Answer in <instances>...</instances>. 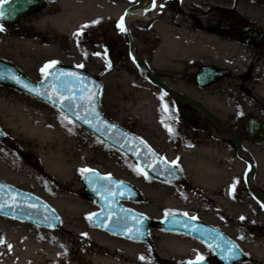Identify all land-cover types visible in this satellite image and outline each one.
I'll return each instance as SVG.
<instances>
[{
    "label": "rangeland",
    "instance_id": "obj_1",
    "mask_svg": "<svg viewBox=\"0 0 264 264\" xmlns=\"http://www.w3.org/2000/svg\"><path fill=\"white\" fill-rule=\"evenodd\" d=\"M44 1L42 10L17 23L0 22V60L16 66L35 82L44 78L41 69L52 61L97 76L103 85L100 106L105 115L178 165L184 179L179 184H166L149 177L130 157L98 140L57 109L0 86V127L5 132L0 143V180L40 197L62 219V227L50 231L0 216V238H24L21 251L52 240L38 231L66 240L70 250L86 262L67 264H94L90 256L99 255L124 260L123 252L131 264H184L198 259L191 256L192 252H203V259L217 264L212 250L200 241L156 228L157 220L175 212L222 229L247 253L249 261L241 264H264V203L254 195L264 201V146L249 143L244 134L250 117L264 123V55L259 58L261 49L241 47L234 39L210 33L218 27L230 31L237 15L264 27V0H155L153 9L127 19L133 34L137 27L151 28V23L168 25L174 14L166 6L195 12L203 31L196 37L198 42H191L189 35L187 53L198 51L203 55L200 63H215L231 72L207 90L218 96L212 102L227 136L206 124L194 126L197 131L185 127L169 132L164 112L158 111L156 116L153 112L145 88L147 73L136 58L141 49L135 36L132 44L125 38L119 46L123 54L113 52L106 66L103 30L113 32L119 15L136 0ZM188 22V29L195 27L193 19ZM78 32L80 35H75ZM141 54L147 59L146 52ZM234 138L239 139L244 159L255 166L248 184L244 180L246 162L239 159ZM78 145L83 147L80 153L75 152ZM43 162L57 170L56 176L45 170ZM17 165L27 167L30 173L20 172ZM81 169L110 174L140 190L141 198L125 205L152 220L148 242L118 238L91 226L89 217L98 207L85 197ZM69 198L79 204H71ZM198 208L202 211L195 210ZM166 243H179L191 251L175 255L163 249ZM16 258L13 248L0 247V264Z\"/></svg>",
    "mask_w": 264,
    "mask_h": 264
},
{
    "label": "water",
    "instance_id": "obj_2",
    "mask_svg": "<svg viewBox=\"0 0 264 264\" xmlns=\"http://www.w3.org/2000/svg\"><path fill=\"white\" fill-rule=\"evenodd\" d=\"M140 1L130 6L127 13L138 9ZM41 2L42 0H3L0 3V12L3 13V16H0V22L13 24L30 16L40 7ZM151 2L153 4V0ZM237 22L241 23L240 18ZM243 31L247 46L260 45L264 35L262 29L252 25L244 28ZM237 32L234 36H237ZM48 71L51 75L47 79L44 77L42 81L35 82L14 65L0 61V86L16 89L54 107L100 141L131 157L150 177L167 184L182 182V174L176 167L160 157L141 138L120 127L103 114L100 107L102 83L98 77L82 69L67 66L55 65ZM225 75L226 72L223 70L203 66L198 73L197 81L200 85L207 86ZM28 88H32L33 91L30 92ZM36 91L41 94L37 95ZM222 133L224 134L223 131ZM245 133L248 141L260 146L264 145V123L254 118L248 120ZM4 137L5 132L0 127V142ZM235 141L238 157L244 159L240 152L238 139L235 138ZM254 169L253 163L247 160L244 175L247 184ZM90 170V173L82 176L81 181L86 198L98 207V210L91 216V225L126 240L148 242L151 238V220L146 215L124 205L125 202L138 201L140 191L124 180L109 174H102L94 169ZM0 206H2L0 216L50 231H57L62 227L60 215L47 202L1 180ZM170 214L156 222L158 230L199 240L213 251L218 264H237L243 261L245 254L242 248L220 228L193 219L189 215ZM229 245L235 247H229ZM185 264L210 263L204 259H191Z\"/></svg>",
    "mask_w": 264,
    "mask_h": 264
},
{
    "label": "flooded vegetation",
    "instance_id": "obj_3",
    "mask_svg": "<svg viewBox=\"0 0 264 264\" xmlns=\"http://www.w3.org/2000/svg\"><path fill=\"white\" fill-rule=\"evenodd\" d=\"M44 6L45 1L42 0L41 6L35 12L42 10ZM166 9H169L174 14L172 16L173 19L171 17L168 25L151 23V28H148L149 30L144 27H137L134 29L133 34L128 30L127 25L124 24V31H121L118 27L113 32L104 29L103 51L106 61H108L115 51L118 55H122L123 51L119 49V46L123 44L125 38L132 44L133 37L135 36L138 43H140L141 49L140 56H136V58L138 64L147 73L145 79L147 80L148 87L145 86V88L149 90L155 116L158 111H163L166 126L168 130L171 128L172 133L184 130L185 127L197 131L199 129H194V126L205 124L222 132L220 128V115L215 111L214 103L212 102V99L218 96L207 92V90L218 85L223 79L228 78L231 75L230 69L216 65L215 63H200V57L203 55L198 51L187 53L189 35L191 36V42H198L196 37L199 35V31H203L202 26L197 22L194 11H188L187 8L182 6H166ZM185 12H189L190 14L184 15ZM238 17V15L235 17V26L230 31L218 27L210 30V33L220 37L227 35L226 39H234L240 43L241 47H248L244 41L245 33L243 29L252 25H258V23L246 21L244 18H241V23H238ZM189 18L193 19L192 24L195 23V27L190 29H188L190 27L188 24ZM258 26L264 29L262 25ZM150 30H154V32H150ZM236 31H238L237 36H234ZM248 48L251 50L261 49V53L257 57L262 58L264 55V35L259 46ZM142 52H146L147 59L143 58ZM203 66L224 70L226 76L212 81L207 86H202L198 83L197 76ZM161 96H163V100H161ZM164 105H167V108ZM245 125L244 134L246 138ZM248 142L254 144L250 141Z\"/></svg>",
    "mask_w": 264,
    "mask_h": 264
},
{
    "label": "bare ground",
    "instance_id": "obj_4",
    "mask_svg": "<svg viewBox=\"0 0 264 264\" xmlns=\"http://www.w3.org/2000/svg\"><path fill=\"white\" fill-rule=\"evenodd\" d=\"M1 1L2 0H0V2ZM149 8H150V0H141L138 9L136 10L133 9L132 11H130L129 15L127 13L126 16L125 15L121 16L120 19L123 18V21L125 22V20L127 21V19L131 16H135V15L141 16L142 13L146 12ZM82 151H83V147L78 145L76 147L75 152L80 153ZM61 165L65 166V164L63 163H61ZM43 166L48 173L56 176L57 170H55L54 168L53 169L50 168V166L45 162H43ZM17 167L20 170V172L24 174L30 173L27 167L20 166V165H17ZM251 180H252V177H251ZM68 201L73 205L79 204V202L73 198H69ZM171 205L172 204H170L169 207H171ZM195 210L198 212L202 211L201 208H198ZM198 212H196V214L200 215ZM37 233L42 236H46L52 240L48 243H39V242L35 243L34 245L29 246L25 251H21L22 242L24 241V238H17V237H8L7 239L0 238V247L6 246L8 248H13V251L15 252L16 257H17L14 260H10V262H7V263L4 262L3 264H67L73 260L75 261L77 260L80 263H86L77 254H75L74 251L70 250L68 242L66 240L53 239L50 234H47L41 231H38ZM179 235H182V234H179ZM163 249L168 250L169 252L175 255H184L186 252L191 251L188 248H186V246L179 244V243L163 244ZM127 252L128 254L131 253L130 251H127ZM122 254H123L124 260H122V258L115 259L112 256L103 257L99 255V256H90V257H91V261L94 264H131L125 260L126 252H123ZM191 254H192L191 256H202L203 252L202 253L192 252ZM248 259L249 258H247L246 262L249 261ZM26 260H28L29 262L26 263Z\"/></svg>",
    "mask_w": 264,
    "mask_h": 264
},
{
    "label": "snow or ice",
    "instance_id": "obj_5",
    "mask_svg": "<svg viewBox=\"0 0 264 264\" xmlns=\"http://www.w3.org/2000/svg\"><path fill=\"white\" fill-rule=\"evenodd\" d=\"M153 4H155V0H153ZM161 7H162V6H161ZM0 16H3V13H2V12H0ZM82 27H86V26H82ZM117 27H118L121 31H124V30H125L124 27H123V18L121 19V22L117 24ZM0 31H3V29L0 28ZM75 35L79 36L80 33L78 32V33H76ZM105 62H106V66H109V65H108V62H107V61H105ZM56 63H57L56 61H52L50 64H46V65L41 69V73H42V75L45 77V79H47L48 76L51 75V72L46 71V70H48V69H50V68H54L55 65H56ZM80 67H82V65H81ZM17 83H19V81H17ZM28 90H29L30 92L33 91L32 88H28ZM36 94H37V95H40L41 93H40L39 91H36ZM161 100H163V96H161ZM164 107L167 108V105H164ZM78 118H79V117H78ZM162 123H163V121H162ZM171 131H172L171 128H169V132H171ZM177 167H178V165H177ZM80 171H81V174H82V175L85 174V173H90V172H91L90 169H81ZM85 178H87V177H85ZM234 187H235V185L233 184V188H234ZM262 206H264V205H262ZM0 207H2V206H0ZM166 215H171V214H170V213H166ZM89 219H91V217H89ZM193 219H195V217H193ZM241 219H244V218L241 217ZM193 230L195 231L196 229H193ZM229 247H235V246H234V245H229ZM141 259H143V257H141ZM198 260H203V257H202V256H198Z\"/></svg>",
    "mask_w": 264,
    "mask_h": 264
}]
</instances>
